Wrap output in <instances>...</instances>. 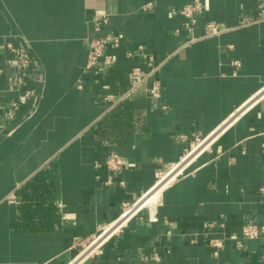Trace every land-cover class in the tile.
<instances>
[{
  "label": "crops",
  "instance_id": "crops-1",
  "mask_svg": "<svg viewBox=\"0 0 264 264\" xmlns=\"http://www.w3.org/2000/svg\"><path fill=\"white\" fill-rule=\"evenodd\" d=\"M197 1L0 0V264H264V0Z\"/></svg>",
  "mask_w": 264,
  "mask_h": 264
},
{
  "label": "built area",
  "instance_id": "built-area-1",
  "mask_svg": "<svg viewBox=\"0 0 264 264\" xmlns=\"http://www.w3.org/2000/svg\"><path fill=\"white\" fill-rule=\"evenodd\" d=\"M202 12H203V4L199 0L197 2L186 5L180 11V14L183 15L188 20L186 26L187 28L192 30L197 22L196 16L201 14ZM207 28L210 34H218L220 32L215 24H208ZM111 44L114 45L115 47H118L120 45V38H118L117 36H107L106 38L103 39L94 40L91 43L86 70H92L98 67H100L99 70H103L105 67L113 64L114 62L113 57L110 55H105L106 48ZM1 48L2 46L0 45V49ZM5 48H7L13 54V59L10 61L9 65L14 70V73L8 78L9 85L12 86L15 92L18 93V97L20 99H30L35 97L36 91L28 87V77L32 66L31 57L25 50L15 46L11 42L7 43ZM101 58H103L102 66L99 65ZM150 93L155 97L159 96L160 84L158 82H154L152 84ZM18 108H19V103L14 102L12 105V109L17 110ZM201 143L202 142L198 140L197 146ZM123 165H124V159L122 156L118 154L111 156L107 161L108 168L113 171L121 170ZM142 200H140L137 204H134L132 206L126 205L124 208V212L121 216L122 219L126 220L127 218H130L131 216L136 214L140 210V207L138 206ZM129 214L130 216H128ZM115 227L116 225H113L103 230V232L99 236H97V238L94 239V241L89 245L87 249H90L94 243H96L100 238H102L105 234H107L110 229H113ZM119 227L120 225L116 227V229L110 234V236L113 233H115ZM260 232H261V228L257 225H247L243 228V235L245 238L248 239L257 238ZM212 244L217 247L222 246L221 242H219L218 240L212 241ZM96 250L97 247L92 249L90 253ZM263 259H264V255H263Z\"/></svg>",
  "mask_w": 264,
  "mask_h": 264
},
{
  "label": "bare ground",
  "instance_id": "bare-ground-1",
  "mask_svg": "<svg viewBox=\"0 0 264 264\" xmlns=\"http://www.w3.org/2000/svg\"><path fill=\"white\" fill-rule=\"evenodd\" d=\"M148 198H149L148 195H147L145 198H143V200L141 201V203H140L139 206H138V207H140V209H141V208H145L146 205H144V204L150 202V200H148ZM153 200H154V202H153L150 206H155L156 203H158L157 196H156V197L154 196V197H153ZM128 216H130V214H129ZM115 229H116V228H115ZM115 229H114V230H115ZM111 230H112V229H110L109 231H111ZM114 230H113V231H114ZM113 231H112V232H113ZM105 235H106V234H105ZM105 235H104V236H105ZM107 237H108V236H107ZM107 237H106V238H107ZM100 239H101V238H100ZM104 240H105V239H104ZM104 240H103V241H104ZM103 241H102V242H103ZM94 244H95V243H94ZM94 244H93V245H94ZM93 245H92V247H93ZM92 247H91V248H92Z\"/></svg>",
  "mask_w": 264,
  "mask_h": 264
},
{
  "label": "rangeland",
  "instance_id": "rangeland-1",
  "mask_svg": "<svg viewBox=\"0 0 264 264\" xmlns=\"http://www.w3.org/2000/svg\"><path fill=\"white\" fill-rule=\"evenodd\" d=\"M161 185V184H160ZM159 186V185H158ZM156 190V189H155ZM155 190L153 189V191L148 195V200H150V202H148V203H145L144 205H146V207L147 206H150L153 202H154V200H153V197H154V193H155ZM156 197V196H155Z\"/></svg>",
  "mask_w": 264,
  "mask_h": 264
}]
</instances>
